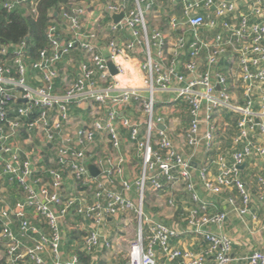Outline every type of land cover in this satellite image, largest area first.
Returning <instances> with one entry per match:
<instances>
[{
  "label": "built area",
  "instance_id": "obj_1",
  "mask_svg": "<svg viewBox=\"0 0 264 264\" xmlns=\"http://www.w3.org/2000/svg\"><path fill=\"white\" fill-rule=\"evenodd\" d=\"M25 1L11 0L3 6L12 11ZM169 1L180 12V16L170 20L172 31H180L182 25H187L194 38L190 41L182 34L177 39L170 48L168 66L164 64L166 37L160 30L151 29L148 22L155 0H109L102 10L73 1L61 19L48 27V47L38 52L36 60L24 42L12 51L0 46V189L6 183L14 185L23 196L14 207L7 206L0 196V245L4 248L2 257L6 258V264H80L77 254L65 259L62 249L63 226L71 224L69 217L80 216L88 223L83 248L93 255L104 240V224L122 213H133L138 220L137 237L131 242L127 264H158L156 248L175 264H207L209 259L213 264L233 263L231 239L211 232L212 227H221L227 216L210 213L213 205L198 193L192 160L184 158L163 131H158V141L154 144L156 127L163 124V118L156 115L155 95L158 90H174L187 105L190 126L185 133L186 146L195 152L201 148L206 154L217 150L221 137L228 132V124H222L224 116L239 115L238 134L232 141L235 149L232 161L218 156L214 162L216 171L202 167L199 179L203 189L214 196L226 190L237 191L240 206L235 198H230L228 204L241 216L247 215L251 196L241 178L240 167L248 158L264 160V147L255 144L251 137L256 131L264 134V0H251L248 11L240 14L239 25L222 23L230 33L228 38L219 34L208 40L201 39L199 32L215 29L219 19L226 20L236 12V4L219 0ZM121 11L125 13L124 19L114 24L109 18L102 31L100 24L105 14ZM101 36L105 44L100 43ZM141 51L144 56L141 69L147 73L146 90L122 86L117 80L121 68L113 55L126 57ZM229 51L237 55L242 68L244 107L233 103L227 78L214 70ZM74 52L83 54L84 60L76 78L63 94H57L59 64ZM203 56L206 70L199 73L198 60ZM183 57L188 60L183 63L188 76L179 71ZM109 62L115 64V76L109 72ZM30 71L40 74L39 86L30 84ZM16 101L25 102L14 108ZM94 104L111 108L108 120H96L91 129L79 130L73 140V136L64 132L71 119V105ZM132 104L140 105L147 117L144 135L140 123L119 117L118 109ZM51 114L55 115L52 119ZM119 121L142 158V173L135 182L124 179L121 160L115 166L111 161L97 159L93 165L100 175L97 178L89 175L90 162L84 145L93 143L97 133L106 132L113 149L119 150ZM203 123L207 126L204 133ZM36 136L43 139L44 147L52 146L55 151L51 167L38 168L41 153H26L21 147L20 138L32 143ZM67 175L92 191L91 199L67 196L64 190ZM257 184L258 197L264 205V177H259ZM181 185L192 203L183 211L182 222L186 231L207 245L199 253L175 249L172 242L179 237V229L145 214L147 191L172 194ZM133 189L138 193L136 202L126 196ZM169 206L175 207V201L170 200ZM31 213L41 219L44 230L33 223ZM15 222L18 232L13 229ZM247 261L264 264V253L254 252Z\"/></svg>",
  "mask_w": 264,
  "mask_h": 264
},
{
  "label": "crops",
  "instance_id": "obj_2",
  "mask_svg": "<svg viewBox=\"0 0 264 264\" xmlns=\"http://www.w3.org/2000/svg\"><path fill=\"white\" fill-rule=\"evenodd\" d=\"M219 1H229L236 4L237 10L232 15L224 19L218 20V25L215 29H203L199 32V37L203 40H208L214 38L216 35H223V37L228 38L230 33L222 27L224 21H228L232 25H239L240 14L248 11L251 5V0H219ZM108 0H98L97 4H93L88 1L85 4H90L91 7L95 9H104ZM214 8L211 10L214 12ZM180 16L178 8H173L169 0H155V6L153 11L148 15V22L151 29H158L164 33L166 37V47L165 55L166 61L164 64L168 66L170 59V48L174 45L177 39L184 34L188 40H193L194 36L192 31L187 25H182L180 31H172L170 27V20L174 17ZM109 17V15H108ZM110 18V17H109ZM101 22L100 28H105ZM106 30V29H105ZM104 36L100 37V43L105 44ZM125 57V56H124ZM142 51L136 55H127L125 57L126 61H130L134 64L136 70H138V75L136 76L137 83L135 85L124 84V87L129 88H140L146 90V79L147 73L141 69V63L143 60ZM84 60V56L81 53L74 52L69 56L63 58L62 62L59 64V78L56 81L57 94H63L66 86L71 83L78 74V68L80 63ZM187 60L186 57L181 59L179 66V71L187 75V71L184 68L183 63ZM199 73H203L206 70L205 58L200 57L199 60ZM112 63V62H111ZM116 63V62H115ZM114 68L115 64L112 63ZM118 65V64H117ZM121 68V71H118L117 80L121 76H125L127 79H133L132 73L127 72L121 65H118ZM216 73L223 75L227 78V86L229 93L233 99V103L239 107H244L246 105L245 99V87L241 80L242 68L238 62L237 55L233 51H229L224 57H222L218 64L214 67ZM39 73L33 71L29 72V82L33 86H39L38 82ZM122 83V82H121ZM144 95L147 97L148 93L145 91ZM255 102L260 103L258 95H255ZM111 108L108 106L100 107L97 104L86 105L83 107H77L76 105H71L70 115L71 119L68 125H65L64 132L73 136V140H76L77 133L81 129H91L93 123L96 120L101 122H106L108 120V115ZM155 111L156 115L163 118V124L156 127L154 133V144L158 141V131H163L170 138L175 148L183 155L186 159H191L194 169V177L197 183V190L202 199L210 202L213 207L210 210V213H225L226 220L221 227H212L211 232L216 234H222L231 239L233 242L231 257L233 258L232 264H248L247 259L254 252L264 253V205L261 203L258 197V178L264 177V160H256L248 158L246 160V166L242 170L241 178L246 184L247 189L250 192L251 202L249 206V212L245 216H241L237 211H233L228 200L230 198H235L238 205L240 206V201L238 198V193L235 190L229 191L226 190L222 195L214 196L206 192L203 189L202 183L199 179V173L202 167L208 166L212 172L216 171L214 162L218 156L224 157L227 161H232V155L235 152L233 148V139L237 135L238 130L233 129L231 134V126L229 123L226 135L221 137V146L219 145L217 150L206 154L204 149L201 148L197 152L194 149H190L186 146L185 133L190 126V115L187 105L180 99H178L174 90L161 91L158 90L155 95ZM119 117L120 118H129L133 122L140 123L141 134L144 135L146 131V121L147 117L144 114L142 107L137 104H132L128 107L119 108ZM54 114H51L50 119L54 118ZM159 126L164 127V129L159 128ZM118 130L121 135V147L119 150H114L109 136L106 132L97 133L95 141L91 144H85V150L87 153V158L90 163H94L97 159L104 161H111L113 165H118V161L121 160V168L124 172V179L129 182H135L142 173V158L137 151L136 147L129 140V133L127 129H124L120 121L117 124ZM207 131V126L205 123L201 126V132L204 133ZM255 144L264 147V134L260 131H256L251 135ZM24 137L20 138L21 147L23 151L28 152H38L41 153V160L39 161L38 168L51 167V159L55 157V151L52 149V146L44 147L43 139L33 137L32 143H29L25 140ZM38 141V142H37ZM240 149V147L238 148ZM95 166V165H94ZM117 168V167H116ZM115 169V168H114ZM117 186H119L117 182ZM65 194L67 196H85L86 198L91 199L92 191L86 190L84 187H81V184L77 183L72 177L67 175L66 184H65ZM180 190L174 191V193H163L162 195L154 194L152 191H147L145 196L144 208L145 214L148 218L153 219L154 221L163 223L169 227L178 228L180 235L178 238L174 239L172 245L175 249H190L194 252H201L205 250L206 243L200 237L186 231V225L182 222L181 215L185 209H189L192 205L190 196L187 193H183L188 197V200L179 196ZM0 196L5 200V204L9 207H14L15 204L23 199L22 193L19 188L14 185L5 184L0 189ZM130 200L137 201L138 193L136 189H133L130 193L126 195ZM184 196V197H185ZM159 197V198H158ZM161 198L168 200V208L171 210V216H165L163 213L162 205L159 204ZM174 200L176 206H169V201ZM164 207V209L169 210ZM169 210V211H170ZM31 219L35 225L40 229L44 230L43 223L41 219L34 215L30 214ZM71 225H64V239L62 243V249L65 259L73 254H77L79 249L78 241L71 240L73 234L78 231H88V223L84 221L80 216H74V218L69 217ZM138 220L135 218L133 213H122L117 217L110 218L104 224L102 228L103 231H112V235L115 238H118L119 241L124 238L128 242H132L137 237V228L138 224L134 226ZM138 223V222H137ZM14 231L18 232V224L15 222ZM120 230V231H119ZM122 234V235H121ZM103 242L101 247L96 251L102 253L103 250L107 251L110 249V241H107V237L103 234ZM83 242V240H82ZM109 244V245H108ZM83 243H81V246ZM4 248L0 245V257H2V252ZM95 252V264H109L101 258V255ZM98 252V253H100ZM156 257L158 264H175L170 262L159 249H156ZM128 263V260L125 264ZM207 264H213L212 259H209Z\"/></svg>",
  "mask_w": 264,
  "mask_h": 264
},
{
  "label": "trees",
  "instance_id": "obj_3",
  "mask_svg": "<svg viewBox=\"0 0 264 264\" xmlns=\"http://www.w3.org/2000/svg\"><path fill=\"white\" fill-rule=\"evenodd\" d=\"M10 1L0 0V46L8 47L12 51L13 47L24 42L30 56L35 60L38 57V52L48 47L46 37L48 27L61 19V14L64 10L70 9L73 1L77 4L87 2V0H27L14 10L8 11L3 5ZM108 20L109 17L105 14L103 23L105 24ZM21 104H23L22 101H16L13 107L17 108ZM238 120V114H226L222 124L229 123L232 128V134L235 127L237 130ZM73 235L74 239L70 238V241L76 239L79 242L77 255L80 264H95V254H88L84 250L83 245L81 246V243H84L87 231L80 233L77 231ZM5 260V257H0V264H6Z\"/></svg>",
  "mask_w": 264,
  "mask_h": 264
},
{
  "label": "rangeland",
  "instance_id": "obj_4",
  "mask_svg": "<svg viewBox=\"0 0 264 264\" xmlns=\"http://www.w3.org/2000/svg\"><path fill=\"white\" fill-rule=\"evenodd\" d=\"M97 1L98 0H90V2H92L93 4H97ZM88 5H90V4H88ZM178 188L181 191L180 193H178L179 196L184 198V199L186 198L188 200V197L183 194V193H185L183 186L182 185L178 186ZM167 201L168 200H164V198H161V200L159 201V204L162 205V209H163L162 211H163L164 215L165 216H171L172 212L168 208V202ZM164 207L168 208L170 211L167 209H164ZM137 222L134 223V226H136L138 224ZM72 225L70 224V226H72ZM103 234L107 237V241H110V249H108L107 251L105 250V252L103 250L102 253L99 250L98 252H100V253H98V252H96V253L99 254V256L101 255V258L109 264H125L128 260L129 248H130L131 243L128 242L127 239H124V238H122L119 241L118 238H115L112 235V231H103ZM103 245H105V242H103Z\"/></svg>",
  "mask_w": 264,
  "mask_h": 264
},
{
  "label": "water",
  "instance_id": "obj_5",
  "mask_svg": "<svg viewBox=\"0 0 264 264\" xmlns=\"http://www.w3.org/2000/svg\"><path fill=\"white\" fill-rule=\"evenodd\" d=\"M109 17L113 20L114 24H119L124 19L125 13H124V11H121L119 14L109 13ZM108 69H109V72L112 76H115L117 74V71L111 62L108 63ZM23 102H25V101H23ZM159 128L164 129V127H161V126H159ZM245 166H246V163H244L240 168L244 169ZM87 167H88V171H89L90 176H92L93 178L99 177L100 171L97 167H95L91 163H89L87 165Z\"/></svg>",
  "mask_w": 264,
  "mask_h": 264
},
{
  "label": "clouds",
  "instance_id": "obj_6",
  "mask_svg": "<svg viewBox=\"0 0 264 264\" xmlns=\"http://www.w3.org/2000/svg\"><path fill=\"white\" fill-rule=\"evenodd\" d=\"M115 62L116 64L121 65L127 72L132 73L133 79L131 80L127 79L125 76L119 78L122 82V86L124 84L135 85L137 83L136 76L138 75V70L135 69L134 64L130 61H126L123 55L117 56Z\"/></svg>",
  "mask_w": 264,
  "mask_h": 264
},
{
  "label": "bare ground",
  "instance_id": "obj_7",
  "mask_svg": "<svg viewBox=\"0 0 264 264\" xmlns=\"http://www.w3.org/2000/svg\"><path fill=\"white\" fill-rule=\"evenodd\" d=\"M121 55H123V54L113 55V57L116 58L117 56H121Z\"/></svg>",
  "mask_w": 264,
  "mask_h": 264
}]
</instances>
